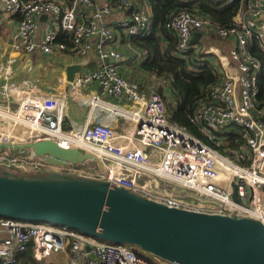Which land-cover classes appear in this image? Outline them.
<instances>
[{
	"label": "built area",
	"instance_id": "2783aa9c",
	"mask_svg": "<svg viewBox=\"0 0 264 264\" xmlns=\"http://www.w3.org/2000/svg\"><path fill=\"white\" fill-rule=\"evenodd\" d=\"M0 3L4 19L19 17L14 39L23 43L27 51L35 48L52 57L60 54L74 63L94 52L100 61L98 65L85 66L72 82L64 75L65 86L51 89H44L34 80L10 78L1 69L0 144L53 139L64 148L91 153L97 161L62 165L4 151L0 153V170L35 174L54 171L103 179L170 207L250 216L264 223V98L259 97L258 85L263 62L250 53L253 38L264 51V0H248L231 27L213 22L209 14L187 10L172 15L165 25L178 37L175 55L180 57L194 49L195 31L202 32L198 43L211 33L224 39L235 38L228 51L235 69L205 87V97L193 119L216 145L229 129L243 133L246 141L240 149L225 153L175 122L160 91L144 89L122 71L121 66L135 68L142 61V51H129L120 36L126 35L127 39L151 31L153 11L147 1H142L128 18H118L117 12L130 7V0ZM43 14L49 18L38 39L37 18ZM61 30L71 34L70 45L57 41ZM198 43L200 59L206 60L204 55L210 51L204 53ZM111 57L118 63L105 64L104 59ZM93 85L101 93L89 98L84 123L67 122L70 99ZM188 197L197 202L186 200ZM131 246L46 222L0 217V264H18L25 253H30L37 264H51V257L56 259L52 264L168 262L160 258L162 261H156Z\"/></svg>",
	"mask_w": 264,
	"mask_h": 264
},
{
	"label": "water",
	"instance_id": "95a60500",
	"mask_svg": "<svg viewBox=\"0 0 264 264\" xmlns=\"http://www.w3.org/2000/svg\"><path fill=\"white\" fill-rule=\"evenodd\" d=\"M201 36L195 31L192 42ZM104 63L118 61L111 57ZM86 64H68L67 81H74ZM4 151L62 165L97 161L91 153L64 148L53 139L2 143L0 153ZM233 197L237 200L236 192ZM0 217L79 230L111 243L136 246L172 264H264L260 219L170 207L92 177L0 170Z\"/></svg>",
	"mask_w": 264,
	"mask_h": 264
},
{
	"label": "trees",
	"instance_id": "16d2710c",
	"mask_svg": "<svg viewBox=\"0 0 264 264\" xmlns=\"http://www.w3.org/2000/svg\"><path fill=\"white\" fill-rule=\"evenodd\" d=\"M72 1V0H69ZM130 7H123L117 12V17L128 18L137 10L140 3L147 1L153 11L151 31L146 35H130L129 42L135 49L142 51V61L135 81L144 89H156L163 95L171 118L180 125L186 126L193 134L211 143L221 152L240 149L246 141L243 133L238 129H229L222 136L220 145L209 140L202 132L194 116L197 107L205 97V87L221 80V75L211 60H201L202 53L191 49L186 56H176L178 37L167 29L166 22L180 10L209 14L213 22L231 27L236 24L234 17L241 7H245L248 0L241 4L240 0H130ZM116 29V28H115ZM126 35L120 36L123 41ZM209 38L220 43L224 38L210 34ZM227 39V38H225ZM58 42L71 44L70 33L60 31ZM250 53L263 62L259 73V97L264 98V51L256 38L250 42ZM60 62L61 55L54 57ZM137 69V68H136ZM166 81V83H165ZM164 84V87H163ZM18 264H37L30 253H25Z\"/></svg>",
	"mask_w": 264,
	"mask_h": 264
},
{
	"label": "crops",
	"instance_id": "0c3cea01",
	"mask_svg": "<svg viewBox=\"0 0 264 264\" xmlns=\"http://www.w3.org/2000/svg\"><path fill=\"white\" fill-rule=\"evenodd\" d=\"M43 15L37 18L38 29L35 33V37L38 39L41 38V36L44 34L49 18V16H47V18H44ZM18 23V16L4 19L0 15V62H2L3 66L5 67L11 66L12 68L17 69V71H14L15 74H19L18 77L16 76L17 79H31L32 77L35 78V76H37L41 84H43H40L41 87H43L44 89H51L52 87L63 88L65 86V83H60L59 81H62L64 75L66 76V66L68 64L74 63L72 62V59L67 57L66 59H61L60 62H57L54 57L50 55H44L37 49L32 53H20L18 50L14 49L11 46L12 41H15L14 35L17 31ZM209 35H204L200 43H198L197 41L192 43L194 44V49L196 52L197 43L199 44L198 46L204 53L207 50L210 51V53H206L204 56L206 57V59H209L214 62V66L222 77L223 73H229L235 69V62H233L228 57V51L234 46L235 38L230 37L227 39H223L222 41H220V43H218L209 38ZM121 41L124 44H127L126 47L129 51L135 49L133 45L128 41V38H125L124 41L121 38ZM29 58H32L33 61L30 62ZM83 61H86V66L98 65L100 63L99 59L97 58L94 52L91 53L90 57ZM139 66L140 65L136 66L135 68L131 67L129 69L125 68L124 66H121V69L127 76L136 79L139 72ZM97 93H99L100 95L101 92L97 86L93 85L92 88L86 89L80 95H76V97L70 99L66 117L67 122H71V120H73L78 125H82L86 119L87 112L89 109L88 100L91 95Z\"/></svg>",
	"mask_w": 264,
	"mask_h": 264
},
{
	"label": "bare ground",
	"instance_id": "6f19581e",
	"mask_svg": "<svg viewBox=\"0 0 264 264\" xmlns=\"http://www.w3.org/2000/svg\"><path fill=\"white\" fill-rule=\"evenodd\" d=\"M15 40V39H14ZM21 42H18L17 40H15V41H12V44H11V46L14 48V49H16V50H18L20 53H22V52H28V53H32V52H34V51H26V50H24L22 47H21ZM9 48V47H8ZM4 49H7V48H4ZM0 52H1V49H0ZM29 60H30V62H32L33 61V59L32 58H29ZM0 69H2V71H7L8 72V77H10V78H13V77H15V76H19V74H15L14 73V71H17V69H15V68H7V70H6V68H5V66H3V63L2 62H0ZM35 80V78H31L30 80ZM19 81H22L23 79H18ZM25 80V79H24ZM38 83H39V85L41 84V82L40 81H38ZM41 85H43V84H41Z\"/></svg>",
	"mask_w": 264,
	"mask_h": 264
},
{
	"label": "rangeland",
	"instance_id": "374dc122",
	"mask_svg": "<svg viewBox=\"0 0 264 264\" xmlns=\"http://www.w3.org/2000/svg\"><path fill=\"white\" fill-rule=\"evenodd\" d=\"M126 44V43H125ZM126 46H127V44H126ZM21 47L24 49V50H26L25 49V47H24V45H23V43H22V45H21ZM28 50V49H27ZM26 50V51H27ZM29 51H36V49L35 48H32V49H29ZM49 72H51V71H49ZM41 78V77H40ZM42 79V78H41ZM34 80V79H33ZM34 81H36V82H38V81H40L38 78H37V76H35V80ZM60 83L62 82H64V78L62 79V81H59ZM163 87H164V84H163ZM94 165H96V163L94 162L93 163ZM19 174H26V175H32V174H35V173H19ZM186 200H189V201H191V202H194V203H196L197 201H196V199L195 198H193V197H188V198H186ZM132 247V246H131ZM133 248H135L136 250H138V251H141V252H143V253H145V254H147V255H149V256H151V257H153L156 261H162V260H160V259H158V257L157 256H155V255H152V254H150V253H148V252H146V251H144V250H142V249H139L138 247H136V246H133ZM164 261V260H163ZM56 262V259L55 258H53V257H51L50 259H49V263H55ZM166 262V261H165ZM166 264H171V263H169V262H166Z\"/></svg>",
	"mask_w": 264,
	"mask_h": 264
}]
</instances>
